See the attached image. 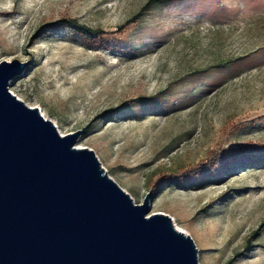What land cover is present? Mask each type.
Wrapping results in <instances>:
<instances>
[{
    "label": "rangeland",
    "instance_id": "374dc122",
    "mask_svg": "<svg viewBox=\"0 0 264 264\" xmlns=\"http://www.w3.org/2000/svg\"><path fill=\"white\" fill-rule=\"evenodd\" d=\"M147 1L0 0V62H28L9 91L60 135L82 129L75 147L135 204L150 192V214L192 238L199 264H264V164L195 187L149 183L211 150L264 158V0H217L216 12L181 0L134 18ZM64 18L110 38L53 25Z\"/></svg>",
    "mask_w": 264,
    "mask_h": 264
},
{
    "label": "water",
    "instance_id": "95a60500",
    "mask_svg": "<svg viewBox=\"0 0 264 264\" xmlns=\"http://www.w3.org/2000/svg\"><path fill=\"white\" fill-rule=\"evenodd\" d=\"M28 62H0V264H199L150 192L135 204L81 133L60 135L9 91Z\"/></svg>",
    "mask_w": 264,
    "mask_h": 264
},
{
    "label": "trees",
    "instance_id": "16d2710c",
    "mask_svg": "<svg viewBox=\"0 0 264 264\" xmlns=\"http://www.w3.org/2000/svg\"><path fill=\"white\" fill-rule=\"evenodd\" d=\"M181 0H148L139 10V12L135 15L134 18L139 17L144 11H147L153 4H171ZM217 0H214V3L211 4L214 7L215 12L218 7ZM222 13V12H221ZM130 20L127 23H130ZM57 24H61V26L70 31L74 32L83 38H86L90 41H99L104 39H109L111 32L104 31L100 28H91L84 23H80L76 18H64L59 20L57 23L53 25L57 26ZM124 25L119 26L117 29L119 31L122 30ZM139 99L134 100V102H138ZM117 108L115 114H121L124 111L119 110ZM108 112V113H110ZM125 114V113H124ZM245 150L240 149H232L227 148L226 151L219 150H211L208 152L206 158L202 161L196 163L194 166L183 169L177 172H173L170 174H159L155 176V179H151L149 183L151 187L158 186L154 191L160 189L162 185H179V186H192L195 187L197 185L203 184L207 181L215 180L220 177L221 172L229 171L236 169L234 165L237 163L239 167H245L246 165H254L260 166L264 164L263 156H259L254 158L250 155V152H244Z\"/></svg>",
    "mask_w": 264,
    "mask_h": 264
},
{
    "label": "bare ground",
    "instance_id": "6f19581e",
    "mask_svg": "<svg viewBox=\"0 0 264 264\" xmlns=\"http://www.w3.org/2000/svg\"><path fill=\"white\" fill-rule=\"evenodd\" d=\"M43 117H44V115H43ZM46 118V117H45ZM177 230H179V231H182L184 234H186V232H184L183 230H181V229H179L178 227L176 228ZM187 235V234H186Z\"/></svg>",
    "mask_w": 264,
    "mask_h": 264
}]
</instances>
